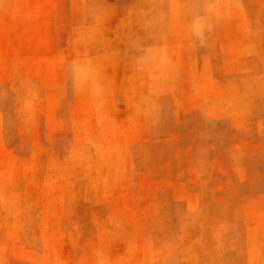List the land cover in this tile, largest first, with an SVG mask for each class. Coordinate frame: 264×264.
I'll return each mask as SVG.
<instances>
[{
  "label": "rangeland",
  "instance_id": "374dc122",
  "mask_svg": "<svg viewBox=\"0 0 264 264\" xmlns=\"http://www.w3.org/2000/svg\"><path fill=\"white\" fill-rule=\"evenodd\" d=\"M0 264H264V0H0Z\"/></svg>",
  "mask_w": 264,
  "mask_h": 264
}]
</instances>
